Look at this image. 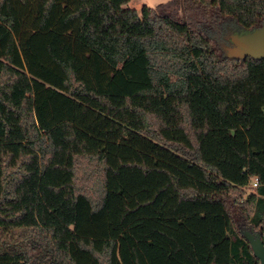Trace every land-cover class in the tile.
<instances>
[{
    "label": "trees",
    "instance_id": "trees-1",
    "mask_svg": "<svg viewBox=\"0 0 264 264\" xmlns=\"http://www.w3.org/2000/svg\"><path fill=\"white\" fill-rule=\"evenodd\" d=\"M129 2L0 0V264H260L264 0Z\"/></svg>",
    "mask_w": 264,
    "mask_h": 264
},
{
    "label": "rangeland",
    "instance_id": "rangeland-1",
    "mask_svg": "<svg viewBox=\"0 0 264 264\" xmlns=\"http://www.w3.org/2000/svg\"><path fill=\"white\" fill-rule=\"evenodd\" d=\"M169 0H130L127 8L142 13L144 6L155 8ZM221 48L225 55L231 57L254 56L264 57V27L255 31H244L238 27L229 28L223 35ZM251 187L245 188L246 193Z\"/></svg>",
    "mask_w": 264,
    "mask_h": 264
},
{
    "label": "water",
    "instance_id": "water-1",
    "mask_svg": "<svg viewBox=\"0 0 264 264\" xmlns=\"http://www.w3.org/2000/svg\"><path fill=\"white\" fill-rule=\"evenodd\" d=\"M243 235L246 240L250 243L253 250V254L259 260L260 264H264V242L262 240L261 234L253 233L249 230H243Z\"/></svg>",
    "mask_w": 264,
    "mask_h": 264
},
{
    "label": "built area",
    "instance_id": "built-area-1",
    "mask_svg": "<svg viewBox=\"0 0 264 264\" xmlns=\"http://www.w3.org/2000/svg\"><path fill=\"white\" fill-rule=\"evenodd\" d=\"M257 185H258V180L255 179V180H254V183H253V186H257Z\"/></svg>",
    "mask_w": 264,
    "mask_h": 264
}]
</instances>
